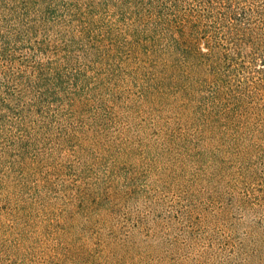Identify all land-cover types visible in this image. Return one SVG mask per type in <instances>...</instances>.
<instances>
[{
	"label": "rangeland",
	"instance_id": "1",
	"mask_svg": "<svg viewBox=\"0 0 264 264\" xmlns=\"http://www.w3.org/2000/svg\"><path fill=\"white\" fill-rule=\"evenodd\" d=\"M10 12L0 48L10 33L11 54L71 65L46 137L0 136V264H264V111L194 120L133 30L17 36Z\"/></svg>",
	"mask_w": 264,
	"mask_h": 264
},
{
	"label": "trees",
	"instance_id": "2",
	"mask_svg": "<svg viewBox=\"0 0 264 264\" xmlns=\"http://www.w3.org/2000/svg\"><path fill=\"white\" fill-rule=\"evenodd\" d=\"M1 1L11 11L17 36L40 28L82 30V35L133 30L132 54L159 68L162 80H177L182 97L193 103L188 106L194 120L236 128V119L250 110L264 111V0ZM13 41L8 33L0 48V136L29 145L46 137V119L53 116L45 109L50 99L60 101L67 76L62 68L71 60L28 61L11 54ZM35 43L28 44L34 50L50 47Z\"/></svg>",
	"mask_w": 264,
	"mask_h": 264
}]
</instances>
